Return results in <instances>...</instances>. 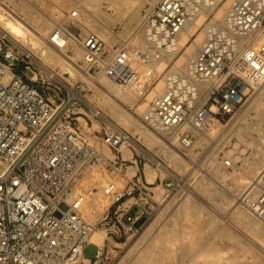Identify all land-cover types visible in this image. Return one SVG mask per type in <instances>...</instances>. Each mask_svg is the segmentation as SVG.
I'll return each instance as SVG.
<instances>
[{"label":"built area","instance_id":"built-area-1","mask_svg":"<svg viewBox=\"0 0 264 264\" xmlns=\"http://www.w3.org/2000/svg\"><path fill=\"white\" fill-rule=\"evenodd\" d=\"M29 1L40 9L46 0ZM215 7L217 0L150 3L137 25L148 52L122 44L109 47L95 32L73 31L80 17L77 9L65 14L51 43L64 47L76 42L84 53L81 69L90 80L106 76L129 92L137 89L141 74L162 59L188 23ZM206 26L185 70L164 74L166 89L144 117L182 148L192 147L215 121L227 124L264 81V0H234L225 20L212 19ZM1 53L0 264H81L95 226L82 218L78 204L69 198L86 167L102 157L80 118L89 128L98 125L92 134L104 132L103 141L118 153L129 136L81 96L88 82L70 89L52 85L56 75L14 42L5 50L0 43ZM16 66H22L25 75L17 73ZM38 83L42 88L36 87ZM75 105L91 115L73 112ZM116 160L129 161L118 156ZM224 163L232 167L230 161ZM133 190L146 191L135 183ZM242 202L252 216L264 219V168ZM133 216L128 222L116 217L110 232L138 231L139 218Z\"/></svg>","mask_w":264,"mask_h":264},{"label":"bare ground","instance_id":"bare-ground-1","mask_svg":"<svg viewBox=\"0 0 264 264\" xmlns=\"http://www.w3.org/2000/svg\"><path fill=\"white\" fill-rule=\"evenodd\" d=\"M138 1H141V0H110L113 6L119 9V11L123 14L128 11L132 3L134 2L136 3ZM149 1H151V3H154L156 0H149ZM10 2L13 5H15L13 0H10ZM54 2H55V6L53 7L54 9L51 15L35 18L31 16L28 10L22 9L21 16L23 17L20 18L21 20H19L11 12H9L10 10L8 11L2 6H0V23L2 24L3 28L5 30H8L10 33H12L16 39L23 40L25 43L28 44V46H30V48L33 51H35L37 54L40 55V57L44 61V64L43 62H41V60H37V59L36 60L41 64V66L44 69L48 70L49 69L48 66L52 68L61 67L60 72L63 73V71H68L73 75V74H76L75 70H73L74 67H69L66 64V62L69 63L71 61L73 63H76L75 60L77 59L78 56L81 55L82 52L80 51V49L76 50V53H75L76 56L74 57L73 56L71 57L70 55L66 53L67 45L69 43L77 44L76 42L70 41L64 47H58L51 43V36L56 26L59 24V20L61 19V16H62V11H61V8L63 7L62 5H66V3L64 4L62 3V5L60 4L62 6L61 7L58 4L59 2L57 3V0H54ZM70 2L72 3V0H70ZM70 2L68 0L67 4ZM28 3H30V1ZM220 3H221V0H217V6H219L218 4ZM93 4H94V0H80L78 4V7L81 8L80 10H82L83 14H85L86 16L85 19L83 18L85 20L86 25L90 27L92 26L93 23L88 22L90 21V19L88 18L92 15V13H91V10L86 6L93 5ZM95 4H97L96 1H95ZM63 8H66V7L64 6ZM215 8H208V9L212 11ZM226 12L229 13L228 8L226 9ZM228 13L227 14L225 13L223 20L227 18ZM201 14H205V12H201L195 20L188 23L179 32V34L177 35L173 43V46L170 47L169 51L163 52L164 54H168V56L170 57H173L178 53L180 54V50H183L182 48L188 47V44L191 42L192 38L196 34L198 35V38L197 40L194 41V45L196 46V48L198 47V45L201 43L199 41H202L201 39L204 38L203 34H205V29L207 27L205 26L202 28L201 20H200ZM132 16H135V13ZM84 20L81 19V21L83 22ZM218 21H222V20H218ZM139 33L143 35L141 31H139ZM137 36H133L132 40L134 41L137 38ZM119 39L120 41H122L121 38ZM121 44L127 47L129 45L127 41H124ZM76 49H78V47ZM195 50L194 51L190 50L191 52L189 51L188 53L183 54L187 58V60L183 62L182 70H185ZM168 63L169 61L165 62L164 64L162 63V64L167 67ZM162 64H161L162 68L160 67V69L164 68ZM158 68L157 70H159ZM51 71L53 72V70ZM85 75H86L85 77L82 76L85 79V81L88 82L89 85L92 84L95 87L93 90H94L95 96L98 99L97 103L103 109H107V111L113 116V118L116 119L117 123H119L120 125L126 128H129L132 131L134 136H139L138 138H136L137 142L140 139H144L145 142L149 144L150 146H153L155 144L159 145L161 153L164 154L166 157H168V161L170 165L173 164L175 168L176 167L178 169L183 168L185 170L184 171L185 173H180V174H184L185 176V178L183 177V179L181 180L183 183V186L185 185L189 187L193 195H195V197H197L199 201L201 200L202 202L209 205L217 214L221 215L220 219L223 218L230 226V227H227V226L219 227L215 225V217L205 212L203 207L202 208L198 207V204L196 203L197 201H195V199L191 196V194H187L182 199L179 207H177L175 214L174 213H173L174 215L172 214V216L175 217V220L172 219L173 220L172 222H168L165 226H163L152 238L149 239V241H146V243L143 246L137 248L134 253L132 252L133 253L132 264H245L246 262H243L239 259L240 258L239 255L241 254L237 253V248L234 246L236 248V252L231 250L234 245L233 243H235V241L238 243V247L240 246L239 242H241V240L237 238L239 234L242 235L248 241H250L251 248L257 247V249L259 248L264 253V223L260 219L252 216L249 213V211L244 207L243 202H242V197L247 187L249 186L250 183H252L254 180L259 178L264 168V139L259 140L258 142L253 141L255 144L253 146H255L258 149L257 150L258 152L254 155L253 160L251 159L252 161H249L246 163L245 168L242 171H240L241 173H239L238 175L232 174L233 176L231 178L227 177V174L225 172H222L221 170L215 168L216 164L214 166L212 164V161L210 162L209 166H207V169L206 168L204 169L203 174H200V175H198V173L196 172V169H198L199 167H202L204 163L202 162L201 165H198V162L194 161L193 166L190 165L192 169L195 168L196 166H199V167L198 168L196 167L195 172L191 175L190 170L192 169L188 168V164H186L187 162H185V158L179 155L176 152V150L172 148L171 145H168L164 140H162L155 133H153L150 130V128L153 129V127L148 125L144 120H142L144 122L141 121L140 119L142 118L141 115H144L143 117H145L146 113H148V111L150 110V106H148L149 104H146L148 108L147 106L142 105L138 107L137 109H135L136 114L138 115V117H140V118H137L136 116L128 113L125 109H123L121 105H118L116 100L113 99L108 94H106L105 91L98 89L95 85V80H90L87 76V73ZM102 80L107 82L106 77L103 78ZM162 83L161 81L159 82V85H158L159 88H161L160 84ZM107 87H108L107 89L109 90L110 94L114 95V97H116L117 100L120 99L125 102L131 101L129 100V98L125 97V95L123 96L119 88H117L116 86H113L112 84L108 83ZM257 88L260 90V95L262 94L261 96H264V81L258 84ZM154 95L151 96L150 94L151 97L148 96L147 99L150 101ZM158 95L159 94L157 93V97ZM94 107H96L98 110L102 112L101 110L102 108L100 109V107H97L95 105ZM243 119L246 120V117L245 118L243 117ZM80 120H82V118H80ZM110 122L109 124L111 126L119 128L113 122L111 123ZM221 127H222V124L215 121V125L212 126L208 131H206L205 133L199 134V136H201V139L198 141H195L193 144V147L196 146L197 144L204 145V143L207 142V137H209V135H211L212 137L214 135H217ZM262 128L264 127L262 126ZM236 129H237L238 135L244 138L243 135L249 132L250 127L247 124H241L238 128H235V130ZM159 131L162 132L161 130L158 129V132ZM223 135L224 133L221 136ZM250 137L252 136H249V138ZM169 141H171L172 142L171 144L173 146H176V148H177V144L179 145L177 140L172 139ZM244 141L245 140H243V142ZM130 146H134L139 151H143L142 148L136 142L131 140V138L129 137V140L127 142H124L119 146V149L122 152L124 159L129 160L133 158L134 151L130 148ZM215 146L216 145H214V147ZM193 147H190L189 149L181 147L184 150H188L187 154L185 153V155L188 158L190 157L193 159L194 157L191 152ZM235 147L237 148V145ZM235 147L233 146V148ZM238 148L236 150L238 154L237 157L233 156L232 158L234 162L233 166L235 165L236 160L238 158H241L244 160L246 158L244 157V154L242 153V151H239ZM230 152L231 151H229V153ZM232 152L230 154H233ZM99 153L101 154L102 159L99 162H95L94 164H92L91 167H89L88 169L84 170V172L82 173L83 175L85 174L86 176L85 180L83 179L84 182L79 183V180L82 177L78 179L77 183L74 186L72 196L69 198V201L71 203L78 204L81 214H83L85 218H87V216L90 215V218H93V220L95 221H97L100 218H104L107 215L110 206L124 191V186L121 185V182L119 181V178L122 175L121 170L117 169L114 165H111L108 160V159H115L116 155H113L112 152H110L108 149L105 150L104 152L105 155H103L101 152ZM229 153L227 152L228 155ZM212 154H213V151L212 153H210V156ZM110 155L113 157H111ZM216 158L217 157L214 158V161ZM191 160L190 162H192ZM202 171H203V168H202ZM146 172H147L146 173L147 181L149 183H154V181L156 180L157 174H159L157 169L154 167H151V169H147ZM127 173H128L127 177L128 179H130L137 173V167L128 166ZM196 174L198 175L197 177L198 182L196 181L197 184L196 186L193 187L191 185L192 183L190 184L191 177L189 176L190 175L194 176ZM218 178L219 179L222 178L223 180L220 181L218 180ZM91 184L92 186L95 185L98 187V189L100 190L99 194H95L94 196L90 195L91 194L90 193ZM155 190H156L155 197L157 198V200L159 201L167 200V196L165 192H163L164 189L155 188ZM99 195L101 196V199H98ZM174 200L173 201L171 200V202L173 203ZM217 201H221V203L219 204ZM224 224L225 223H223V225ZM105 238H106L105 231H103L102 229H97L92 234L90 238V242L95 243L101 248H103V246L105 245ZM244 244L249 245V243L247 242L246 243L244 242ZM242 247L240 248L242 249ZM245 253H249V252L245 251ZM263 260H261L262 262L259 261V259H258L259 262L257 260H254L255 263H252V264H264ZM84 264H91V261L88 258H84Z\"/></svg>","mask_w":264,"mask_h":264},{"label":"rangeland","instance_id":"rangeland-1","mask_svg":"<svg viewBox=\"0 0 264 264\" xmlns=\"http://www.w3.org/2000/svg\"><path fill=\"white\" fill-rule=\"evenodd\" d=\"M13 1H14V4L16 6L13 5L10 2V0H0V6H2L3 8H5L8 11L10 10L9 12H11L19 20H21L20 18L23 17V16H21L22 15L21 14L22 9L28 10L30 12L31 16L36 18V17H43V16L51 15L53 13V9H54L53 7L55 6L54 0H46L44 5L40 9H35L30 3H28L29 0L28 1L24 0L25 4H24L23 0H13ZM67 1L68 0H57V3L59 2L58 3L59 5L60 4L62 5V3L63 4L66 3V5H67V6L62 5L63 7L65 6L66 8H63L60 5L63 9L61 8L62 16H61V19L59 20V23L65 14H67L70 11L77 9V10H79L81 18L79 17L78 22L76 23V25L78 27L73 28V31L78 32V33L95 32V33L99 34L106 41V43L108 44L109 47H113L115 45H121L122 42L127 41V43H129L128 47L131 50H139L141 52L150 51L144 37L139 33V30L137 29V25L140 22L142 11L151 3V1L141 0V1L136 2L138 4H136L134 2L130 6L131 8L129 7L128 11L123 14L119 11V9H117L115 6H113V4L110 2V0H94V4H95V1L98 4V5L95 4L96 7L94 6V4L86 6L91 10V13H92V15L88 18V19H90V21H88V22L94 24V25L92 24L91 27L86 25L85 20H84L86 16H85V14H83L82 10H80L81 8L78 7L80 0H72V3L69 0V2L72 4V6L70 3L67 4ZM233 1L234 0H221V3L218 4L219 6H217L214 10H212V11L209 9L203 10L202 12H205V14H201V19H200L202 28L205 27L208 24V22L212 19L223 20L225 13L226 14L228 13V12H226V9L228 8V11H229V8L232 5ZM76 2H77V4H76ZM132 6H133V8H132ZM132 13L133 14L135 13V16H132L133 15ZM81 19L84 20V22L81 21ZM136 29L138 30V33H136L137 32ZM133 36H137V38L134 41L132 40ZM203 37H204V34H203ZM119 38H121L122 41H120ZM197 38H198V35L196 34L192 38L191 42L188 44V47H190V48H188V47L182 48L183 50H180V54L178 53L175 56L170 57V56H168V54L163 53L162 59L159 62H154V63L150 64V66H152L153 71H152V69L149 68V69H147L148 71L145 70V72L141 74V79L138 83V86L136 87L137 89H133L132 91L125 92L119 86L114 84V82H112L106 76L97 77L95 80V85L98 89L105 91L106 94H108L113 99H115L116 102L118 103V105H121V107L123 109H125L128 113L136 116L137 118H140L136 114L135 109H137L138 107H140L142 105L147 106L146 104H149L148 106H151L153 99H155L157 97V93L159 95H161L165 91V90H163V89H166L165 79L163 77L164 74L169 72V71H173V70H176V71L182 70L183 62H185L187 60V58L183 54L188 53L190 50L194 51L196 49V46L194 45V41L197 40ZM201 40H203V39H201ZM11 42H14L15 44H17L22 51H26L33 59L41 60V62H43V64H44V61L40 57L39 54H37L35 51H33L30 48V46H28V44L25 43L23 40L16 39L13 36V34L10 33L8 30H5L1 24L0 25V43L3 47V49L5 50L6 47L11 45ZM199 42H201V41H199ZM77 47H78V49H76ZM79 49L82 53L75 60L77 64L71 62L70 60H69L70 61L69 63H71V64L66 62V64L69 67H74L73 70H75L76 74L72 75L68 71H63V73H62V72H60L61 67L52 68V67L48 66L49 69L53 70V73L56 75L55 78H53L51 80L52 85H59V86H63V87L70 89V88H77L83 82H86L85 79L83 78L86 76L85 75L86 73L81 69L82 61L84 58L83 50L80 48V46L78 44L69 43L67 45V48H66V50H67L66 53L68 55H70L71 57L72 56L74 57V56H76V54H75L76 50H79ZM0 57L2 60H4L3 59V53H1ZM168 61H169L168 66L167 67L164 66L163 64L165 62H168ZM161 64H162V66H164L163 69H160ZM71 65H73V66H71ZM157 68L159 70H157ZM14 70L19 74L25 75L22 66H16V67H14ZM105 77H106L107 82L102 80ZM163 79H164V81H163ZM160 81H161V83L163 81V83L160 84V87L162 89L159 88V86H158ZM108 83L119 88L122 95L123 96L125 95V97L129 98V100H131V101L125 102V101H122L120 99L117 100L116 97H114V95L110 94L109 90L107 89ZM90 85H92V84H90ZM90 85L87 87L89 90L87 89V92L83 93L82 95L80 94V95L84 97L85 101H90L93 105L100 107V109H101L102 107L97 103L98 99L95 96V93L93 90L95 87L93 85H92L93 87ZM156 86H157V88H156ZM36 87L42 88V84L38 83V84H36ZM47 92L50 93L51 95L53 94L52 91L47 90ZM150 94H151V96L154 94H156V95H154L153 98L149 101L147 98H148V96H150ZM261 95H260V90L257 88L254 91V93L252 95H250L249 98L246 100V102L242 106L241 110L235 116H233L227 124L222 125V127L218 131L217 135H214L213 137L211 135H209V137H207V142L204 143V145L203 144H200V145L197 144L194 147L192 146L193 148H192L191 152L194 156L193 159L190 157H189L190 158L189 159L185 155V153L187 154L188 150L182 149L180 147V144L179 145L177 144V148H176V146H173L171 144L172 142L166 138V134H164L163 132H160V131L158 132V129L156 130V128H155V130H154V128L153 129L150 127L149 128L153 133H155L159 138L164 140L168 145H171L172 148H174L179 155H181L182 157L185 158V162H187L186 164H188V168L192 169L191 166H193L194 161H197L198 165H201L202 162L204 163L202 167L196 166L197 168L198 167L199 168L196 169V167H195L192 170H190L191 175L195 172V169H196V172L198 173V175L203 174L204 169L205 168L207 169V166H209L210 162L212 161V164L214 166L216 164L215 168L221 170L222 172H225L227 174V177L231 178L233 175H238L239 173H241L240 171H242L245 168L246 163L249 161H252L254 158V155L258 152L257 151L258 149L255 146H253V145H255L253 141L258 142L259 140L264 139V128H262V126L264 127V120H263L264 119V107H263L264 106V96H261ZM65 96H66V93H65ZM262 104H263V106H262ZM148 106H147V108H148ZM253 106H254V108H253ZM248 107H249V109H248ZM72 109H73L72 110L73 112H83V113H86L88 115H91L89 110L88 111L84 110L80 105H75L74 107H72ZM101 110L104 113L106 119H109V121L113 122L116 126H118L122 130L127 132L128 136L131 138V140L136 142L142 148L143 151H139L136 147L131 146L130 148L134 151L133 152V155H134L133 158L129 159L128 162L119 161V163L116 164V161H117L116 158L119 155V153H118V151L111 150L106 145V143L103 141L104 132H101V133L96 134V135L92 134L95 129H99L100 127L98 125L94 124V126L92 128H89V125H87L86 121L83 120V118H82L83 121L81 120V122L84 125V127L86 128V130L89 132V134L91 136L92 144L97 148V150L99 152H101L103 155H105L104 152H105V150L108 149L110 152H112L113 155H116L115 159H108V160H109L111 165H114L117 169L121 170L122 175L120 176L119 181L121 182V185L124 186V191H123L124 194L122 193L114 201V203L110 206L107 215L104 218H100L97 221H95V220H93V218H90V215H89V216H87V218L89 219L88 220L82 214V218L86 222L95 226L94 232L97 229H102L106 233L105 245L103 246V248H101V253L98 254V251H96V249L93 245H88L85 249V254H86L85 258H91L92 264H132V255L136 251V249L143 246L146 243V241H149V239L152 238L168 222H172L173 220H175V217L172 216V214L173 213L175 214L177 207H179L182 199L187 194H191V196L195 199V201H197L196 203L198 204V207H200V208L203 207L205 212H207V213H209L215 217V225H217L219 227H225V226L230 227L228 225V223L223 218H221L222 220L220 219L221 215L217 214L206 203L202 202L201 200L199 201V199L197 197H195V195H193V193L189 187H187L185 185L183 186V183L181 180L183 179V177L185 178V176H184V174H180V173H185L184 172L185 170L183 168L182 169H178L177 167L175 168V166H173V164L170 165V163L168 161V157H166L164 154L161 153L159 145L155 144L153 146H150L149 144H147L145 142L144 139H140L137 142L136 138H138L139 136H134L132 131L129 128H126V127L120 125L119 123H117L116 119L113 118V116L107 111V109L102 108ZM143 116L144 115H141V117H142V118H140L141 121L144 120ZM243 117L244 118L246 117V120L243 119ZM142 122H144V121H142ZM241 122H243V123H241ZM241 124H247L250 127L249 132H247L246 134L243 135L244 138H242L241 136L238 135L237 129L235 130V128H238ZM252 125H253V127H252ZM258 128H260V129H258ZM234 130H235V132H234ZM157 133H159V134H157ZM223 133H224V135L221 136ZM248 133H250L251 135ZM249 136H252L253 138L252 137L249 138ZM246 138H247V140H246ZM200 139H201V136L198 135L196 137L195 141H198ZM243 140H245V141L243 142ZM235 142H236V144H235ZM218 143H220V144H218ZM237 143H239V144H237ZM214 145H216V146L214 147ZM236 145H237V148L239 147L238 150L242 151V153L244 154V157H246V158H245V160L238 158L239 160L237 159L235 165L233 166L234 162H233L232 158H233V156L237 157V155H238L237 151H236L237 148L235 147ZM203 146H205V147H203ZM233 146L235 148H233ZM159 151H160V153H159ZM212 151H213V154L210 156V153H212ZM229 151H231V152L233 151L232 152L233 154H230L231 152L229 153ZM227 152L229 153V155L227 154ZM111 157H113V156H111ZM196 157H197V159H196ZM215 157H217V158L214 161ZM225 158L227 159V161H230L232 163V167H227L225 165V163H224L226 161ZM194 159H196V160H194ZM190 160L192 162H190ZM91 165L92 164L88 165L86 167V169L91 167ZM128 166H136L137 167V173L136 174H138L137 177H139V178L143 174V170L147 171V169H151V167L156 168L159 174H157V177H156V180L154 181V183L148 185V187H150V188L145 189L146 190L145 193L142 192L140 194L139 191L133 190V185L137 180V177H135L136 174L133 177H131L130 179H128V177H127L128 176V173H127ZM146 166H147V168H146ZM218 167H220V168H218ZM202 168H203V171H202ZM174 169H175V171H174ZM82 175L80 176V178L81 177L82 178L81 179L79 178L80 179L79 183L84 182V180H85V177H86L85 174L83 176ZM191 175L189 176V177H191L190 184L192 183L191 185L194 187V186H196V184L198 182L197 181L198 175L197 174L194 176H191ZM218 180L221 181L223 179L218 178ZM168 183H171V184L167 186ZM90 187H91V190H90L91 196H94L95 194H99L100 190L98 189L97 186H95V185L92 186V184H91ZM155 188L164 189L163 192H165V194L167 196V200H165V201L157 200V198L155 197V195H156ZM146 193H148V194H146ZM98 197H99L98 199H101L100 195ZM171 200L172 201L174 200V202L172 203ZM200 202L202 203V205ZM217 202L219 204L221 203V201H217ZM203 204H205V205H203ZM62 208L66 209V206L62 205ZM118 209L120 210L119 214H121L123 212L122 210H126V209H129L130 212L135 211L130 216L135 215V217L139 218L137 221V225L139 227L138 231L126 232V233L123 231H119L118 233H111L110 232L111 231L110 228L112 227L113 224H115V220H116L115 212ZM168 219H170L171 221ZM260 220L263 221V223H264V219H260ZM219 221H221V222H219ZM124 222H128L127 217L124 218ZM218 223H220V224H218ZM223 223H225V224L223 225ZM144 234H145V236H144ZM239 236L237 238L241 240V242H239L240 246L238 247V243L235 241L236 244L233 243L234 245L231 249L232 251L236 252V248H237V253L241 254V255H239V257H240L239 259L243 262H246L247 264L255 263L254 260H257V261H258V259H259V261L263 260L264 253L259 248L257 249V247L251 248L250 247V245H251L250 241L245 239L240 234H239ZM244 242L249 243V245L244 244ZM240 247H242V249ZM244 250L249 252V253H245ZM259 255H261V256H259ZM262 256H263V258H262ZM249 262H251V263H249ZM263 262H264V260H263ZM81 264H84V261Z\"/></svg>","mask_w":264,"mask_h":264},{"label":"crops","instance_id":"crops-1","mask_svg":"<svg viewBox=\"0 0 264 264\" xmlns=\"http://www.w3.org/2000/svg\"><path fill=\"white\" fill-rule=\"evenodd\" d=\"M118 157H119L120 159L123 158V154H122V152L119 153ZM137 175H138V174H136L135 177H137ZM135 184L138 185V187H139L141 190H143V191H144L145 189H147V188H150V187H148V185H150V184H152V183H149V182L147 181V175H146V171H145V170H143V174L140 176V178L137 177V180H136ZM140 194H141V192H140ZM119 211H120V210L118 209V210L115 212L116 217H118V218H121V217H123V218L128 217L129 215H131V214H133V213L135 212V211H134V212H130L129 209H126V210H122L123 212H122L121 214H119ZM116 217H115V218H116ZM88 245H93V246L95 247L96 251H98V254L101 253V247L98 246L97 244H95V243H91V242L89 241L88 244L85 246V249H86V247H87ZM85 257H86V254H85ZM88 259L91 261V264H92V259H91V258H88Z\"/></svg>","mask_w":264,"mask_h":264}]
</instances>
